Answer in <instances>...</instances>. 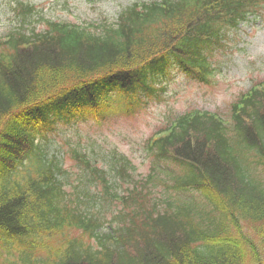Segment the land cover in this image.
Segmentation results:
<instances>
[{
    "label": "trees",
    "instance_id": "obj_1",
    "mask_svg": "<svg viewBox=\"0 0 264 264\" xmlns=\"http://www.w3.org/2000/svg\"><path fill=\"white\" fill-rule=\"evenodd\" d=\"M141 5V16L127 8L96 28L42 19L40 39L29 29L34 7L13 8L10 38L0 41V264L264 262V86L238 99L242 110L231 105L229 124L207 111L174 116L147 140L142 177L124 156L97 167L75 152L69 173L39 149L38 127L69 122L104 93L153 98L175 71L207 74L208 49L256 7ZM87 76H99L98 87L83 86Z\"/></svg>",
    "mask_w": 264,
    "mask_h": 264
},
{
    "label": "rangeland",
    "instance_id": "obj_2",
    "mask_svg": "<svg viewBox=\"0 0 264 264\" xmlns=\"http://www.w3.org/2000/svg\"><path fill=\"white\" fill-rule=\"evenodd\" d=\"M35 5L45 18L60 21L82 22L107 19L136 0H22ZM143 1V0H138ZM255 18L245 21L233 32L228 45L214 57L215 71L208 83H198L177 74L159 100H152L131 114H118L100 122L88 121L71 126H57L51 134L59 152H64L63 162L72 167L67 152L69 146L91 150L101 157L113 149L130 159L135 171L144 174L149 168V158L144 148L146 139L157 129L167 125L175 115L193 108L215 111L227 117L229 105L246 91L252 83L264 80V0H259ZM14 0H0V35L13 24ZM190 194H198L196 192Z\"/></svg>",
    "mask_w": 264,
    "mask_h": 264
}]
</instances>
